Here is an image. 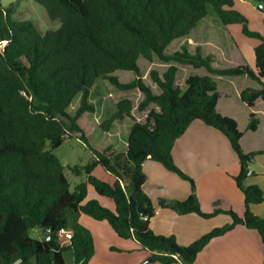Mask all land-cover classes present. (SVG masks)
<instances>
[{
	"label": "trees",
	"instance_id": "1",
	"mask_svg": "<svg viewBox=\"0 0 264 264\" xmlns=\"http://www.w3.org/2000/svg\"><path fill=\"white\" fill-rule=\"evenodd\" d=\"M33 1L45 9L49 19L58 21L56 30L41 32L29 20H17L15 6L0 5V44L5 43L0 49V264H65V251L72 253L73 264H88L94 244L90 232L77 222L78 213L105 221L120 238L134 240L150 253L151 262L192 264L210 240L236 225L255 230L264 251V216L251 211L252 205L264 201V192L256 185L243 184L258 152H243L242 132L236 121L217 112L219 93L211 76L189 75L184 89L175 85V64L203 67L219 76L245 75L259 82L261 88H245L241 100L249 107L257 99L264 102V35L248 30L246 19L234 8V0ZM210 15L225 26L240 24L243 34L260 41L254 48L255 70L248 66L215 69L212 58L204 56L199 47L194 53L186 46L171 54L165 52L172 41L188 36ZM139 58L169 64L162 74L149 71L159 93L145 83ZM117 71H130L134 78L121 82ZM98 79L120 91L139 90L143 96L140 111L151 105L158 108H150L145 121L139 122L132 115L131 99L116 102V111L100 130L106 133L114 123L128 119L132 125L125 153H108V147L96 149L79 123L82 115L95 113L89 97ZM77 97L79 105L70 115L67 109ZM194 120L220 131L230 142L239 159L235 182L243 193L245 210L243 216L225 211L231 217L230 224L181 246L174 236L157 235L149 227L156 208L143 189L146 175L142 164L147 159L156 161L190 185L185 200L159 198L158 207L202 218L222 213L202 212L193 180L173 161L175 141ZM257 126L258 119L251 113L247 129L255 131ZM68 139L82 142L92 154L83 167L86 181L76 185L73 192L60 160L51 152ZM97 165L114 176L113 185L91 174ZM73 171L79 173L76 167ZM87 185L112 199L115 211L95 199L84 202ZM34 229L44 239L32 238ZM62 229L72 231L67 245L58 240Z\"/></svg>",
	"mask_w": 264,
	"mask_h": 264
},
{
	"label": "crops",
	"instance_id": "2",
	"mask_svg": "<svg viewBox=\"0 0 264 264\" xmlns=\"http://www.w3.org/2000/svg\"><path fill=\"white\" fill-rule=\"evenodd\" d=\"M234 27L223 25L214 16H206L188 36L174 40L177 43L171 52H168V47L173 41L166 47L165 52L171 54L180 50L181 46H186L190 53H194L195 48L199 47L204 56L212 58V67L215 69L248 66L255 70L254 48L260 41L255 38L248 40L243 38L239 28ZM231 30L243 39L241 41L244 44L236 43ZM259 33L264 34L263 31ZM229 56L231 61L224 67L222 64ZM162 64L163 69L160 74L169 65ZM175 65L178 68L175 77L176 85L177 74L182 65ZM192 68V71L185 75L184 81L191 74L211 76L216 82L219 93L217 112L236 121L238 129L242 132L240 146L243 152H258L250 163L252 167L248 166L249 173L243 184L244 186L256 185L264 192V102L257 99L253 106L249 107L240 98L242 90L259 89L261 84L245 75L219 76L209 73L203 67ZM262 83L264 85L263 79ZM251 113L258 119L255 131L247 129ZM131 125L132 123L125 119L121 123H114L109 131L104 133L107 135L105 147L109 148V153H125ZM121 128L124 129L125 140L121 150H118L116 145L121 141L119 138ZM171 152L175 165L193 180L202 212L211 213L214 210H221L222 213L210 218H202L194 213L178 215L170 209L158 207L159 198L185 200L190 193V185L177 174L166 170L162 164L147 159L142 164V170L146 175L143 189L156 208L155 215L149 223L150 229L155 234L174 236L179 245L188 246L211 230L230 224L231 217L225 211L231 210L238 216H243L244 196L235 182V177L240 170L239 159L228 139L220 131L207 126L200 120H194L184 134L175 141ZM104 180L110 185L115 182V180L113 183L109 179ZM89 187L92 188V186L87 185L88 193L91 189ZM92 191L94 193L92 199L97 200L110 211H115L112 199L98 195L94 189ZM85 201L88 200L85 198ZM251 211L263 217L264 201L258 205H252ZM77 222L92 236L94 254L88 264H161L149 261L148 251L140 249L134 240L120 238L107 222L96 221L84 213H78ZM62 258L65 264H73V255L70 251L64 252ZM263 258V245L258 233L242 225H236L232 230L210 240L192 264H263Z\"/></svg>",
	"mask_w": 264,
	"mask_h": 264
},
{
	"label": "rangeland",
	"instance_id": "3",
	"mask_svg": "<svg viewBox=\"0 0 264 264\" xmlns=\"http://www.w3.org/2000/svg\"><path fill=\"white\" fill-rule=\"evenodd\" d=\"M0 5L3 8L9 6H15L14 17L19 21L20 20L31 21L37 28L41 30V32H44L46 30H56L60 25L58 21H53L49 19L45 9L38 3L34 2L33 0H0ZM234 8L238 10L246 19V26L249 31H253L257 33H259V31L264 32V14H263L264 3L260 4L254 0H243V1L234 0ZM216 20L220 22L218 18H216ZM230 26H235L234 28H239V31L243 36V38L247 40L250 38L242 33L240 24H232ZM231 32L238 45L244 44L241 41L243 39H240L239 35L235 34L233 30H231ZM176 43L177 41H173L169 45L168 52H171L172 48ZM4 45L5 43L0 44V49ZM230 57L231 56H229V58L226 59V62L222 64L224 67L228 65L227 63H230L229 62L231 61ZM138 64L141 69V73L143 75V79L145 83L152 88L153 92L158 93L159 89L151 81L149 77V71L157 70L159 73H161L163 69L162 67L163 64L160 63L156 58H154L153 63H149L145 59L139 58ZM192 69L193 68L191 66H184V65L180 66V70L176 78V85L184 89L185 88L184 77L187 73H190ZM115 75L119 78L121 82H129L134 78V74L130 71H117ZM123 98H129L132 100L133 102L132 113L135 116V118H137L140 122L145 121L146 113L150 108H155L154 105H151L145 111H140L138 109V104L141 102L143 96L137 89L131 91H120L115 89L109 82L105 80L102 79L96 80V82L94 83L91 89V93L89 97V103L94 105L95 113H87L79 118L80 125L86 130V134L89 138V144L95 147L96 149L103 150V148L107 144V142L105 143V141L107 140V135L100 130V125L103 124V122H105L106 120H109L111 118V116L116 111V107H115L116 102H118L120 99ZM79 100H80L79 97L74 99L72 104L67 109L70 115L74 114L75 110L79 105ZM119 138L121 139V141L118 142L116 146L118 150H121V145L125 140V132L123 128H121V131H119ZM46 148L49 149L48 144H46ZM51 152L60 160L64 168V175L69 183V190L73 192L76 185L86 181L87 176L83 167H85L88 164V162L92 159V154L90 150L82 142L76 139H68L65 140L58 148L52 149ZM249 166L252 167V164H249ZM74 167H76L79 170V173L78 172L75 173L73 171ZM91 174L103 182H105L104 179H109L111 183H113V180H115L114 176L106 172L100 165H97L94 168V170L91 172ZM90 188L91 187H89V189ZM92 190L93 189L91 188L89 193L87 192L86 194L87 200L92 199V194H94ZM66 217L67 218L70 217L69 212L66 213ZM30 236L38 240L44 239L42 233L37 229L32 230L30 232Z\"/></svg>",
	"mask_w": 264,
	"mask_h": 264
},
{
	"label": "built area",
	"instance_id": "4",
	"mask_svg": "<svg viewBox=\"0 0 264 264\" xmlns=\"http://www.w3.org/2000/svg\"><path fill=\"white\" fill-rule=\"evenodd\" d=\"M4 44V43H2ZM72 235V231L69 229H62L58 232V237L60 240L61 245H67L69 244L70 237Z\"/></svg>",
	"mask_w": 264,
	"mask_h": 264
},
{
	"label": "water",
	"instance_id": "5",
	"mask_svg": "<svg viewBox=\"0 0 264 264\" xmlns=\"http://www.w3.org/2000/svg\"><path fill=\"white\" fill-rule=\"evenodd\" d=\"M150 261V260H149Z\"/></svg>",
	"mask_w": 264,
	"mask_h": 264
}]
</instances>
